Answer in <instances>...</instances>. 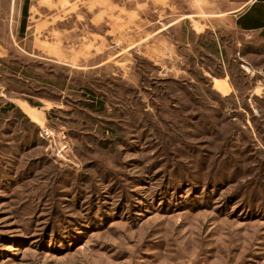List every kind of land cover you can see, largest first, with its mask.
<instances>
[{
	"label": "rangeland",
	"instance_id": "374dc122",
	"mask_svg": "<svg viewBox=\"0 0 264 264\" xmlns=\"http://www.w3.org/2000/svg\"><path fill=\"white\" fill-rule=\"evenodd\" d=\"M12 1L0 264H264V3Z\"/></svg>",
	"mask_w": 264,
	"mask_h": 264
},
{
	"label": "trees",
	"instance_id": "16d2710c",
	"mask_svg": "<svg viewBox=\"0 0 264 264\" xmlns=\"http://www.w3.org/2000/svg\"><path fill=\"white\" fill-rule=\"evenodd\" d=\"M26 6L23 8V15L24 18L21 23V30L25 29V18L27 15V4L28 0H25ZM264 3V0H260V4ZM258 4H255L251 7L249 11H247L244 15H242L238 20V25L243 31H257V30H264V20L263 18L256 16Z\"/></svg>",
	"mask_w": 264,
	"mask_h": 264
},
{
	"label": "crops",
	"instance_id": "0c3cea01",
	"mask_svg": "<svg viewBox=\"0 0 264 264\" xmlns=\"http://www.w3.org/2000/svg\"><path fill=\"white\" fill-rule=\"evenodd\" d=\"M26 6V2H23V1H20L19 2V4H16V1H12V4H11V6L10 7H16V8H19V9H21V8H24ZM28 7H30L29 6V4H27V8ZM243 14H236V15H234L233 17L235 18V20H233L234 22H235V26H236V30H238V31H240V32H247V31H243L240 27H239V25H238V20H239V18L242 16ZM257 31H259V30H257ZM257 31H251V32H257Z\"/></svg>",
	"mask_w": 264,
	"mask_h": 264
},
{
	"label": "bare ground",
	"instance_id": "6f19581e",
	"mask_svg": "<svg viewBox=\"0 0 264 264\" xmlns=\"http://www.w3.org/2000/svg\"><path fill=\"white\" fill-rule=\"evenodd\" d=\"M217 88L220 89V90H224L226 88V85L223 82H218L217 83Z\"/></svg>",
	"mask_w": 264,
	"mask_h": 264
}]
</instances>
